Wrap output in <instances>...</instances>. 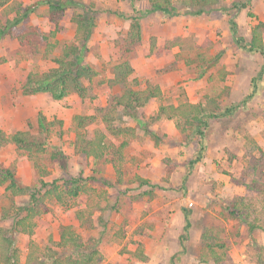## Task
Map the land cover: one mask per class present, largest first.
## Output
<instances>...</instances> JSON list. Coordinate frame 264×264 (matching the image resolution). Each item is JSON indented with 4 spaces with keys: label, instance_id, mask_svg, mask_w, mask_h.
Returning a JSON list of instances; mask_svg holds the SVG:
<instances>
[{
    "label": "rangeland",
    "instance_id": "rangeland-1",
    "mask_svg": "<svg viewBox=\"0 0 264 264\" xmlns=\"http://www.w3.org/2000/svg\"><path fill=\"white\" fill-rule=\"evenodd\" d=\"M47 1L10 0L0 7V28L32 7L28 19L0 38V130L5 135L18 131L37 135L43 150L27 152L5 144L0 146V167L10 169L17 182L32 191L40 187L39 169L48 173L44 181L59 180V186H63L62 179L98 177L99 173L114 186L88 181L74 198H49L50 211L34 220L33 236L13 235L18 263L24 264L31 240L68 255L70 251L56 243L60 229L69 226L84 241L98 240L101 255L90 264H168L180 251L181 211L185 208L191 229L178 264H264V193L247 188L256 178L255 167H261L264 174V73L257 78L264 57L238 47L221 14L167 18L142 15L148 7L146 0H60L65 11L56 28L49 20ZM228 1L246 3L222 2ZM82 10L94 17L83 59L98 73L84 81L87 97L71 93L54 100L47 93L23 95L21 86L29 73L56 67L53 59L61 56L63 48L78 44L72 17ZM116 12L142 15V42L126 58L133 70L130 87L143 91L156 86L160 90L137 119H130L121 107L114 108L110 124L132 131L117 136L102 119L108 99L119 92L109 83L110 70L125 58L119 45L129 21ZM236 22L239 34L249 42L252 28L264 23V0H250ZM27 27L44 32L46 44L33 50L20 47L16 37ZM167 41L174 46L162 49ZM262 41L264 44V33ZM249 95L245 107L233 116L210 122L202 159L190 170L184 193L182 177L196 150L185 144L187 132L177 130L173 119L155 118L158 108L185 101L205 106L215 100L222 109ZM97 113L100 116L93 123L78 128L77 116ZM39 114L51 123L47 132L38 126ZM96 132L105 135L109 146L100 161L79 153L75 145L77 134L91 138ZM148 132L172 135L176 141L156 145ZM59 152L64 159L54 158ZM140 180L149 184L140 185ZM28 200L27 194L13 196L0 186V229L10 230L13 225L12 219L1 220L3 209L23 206ZM204 236L210 249L203 244ZM138 248L145 260L136 257Z\"/></svg>",
    "mask_w": 264,
    "mask_h": 264
},
{
    "label": "trees",
    "instance_id": "trees-1",
    "mask_svg": "<svg viewBox=\"0 0 264 264\" xmlns=\"http://www.w3.org/2000/svg\"><path fill=\"white\" fill-rule=\"evenodd\" d=\"M10 0H0V7L6 5ZM148 7L142 12V15L161 14L167 18L177 16H204L212 14H221L227 18V24L231 32L233 42L241 49L250 53H258L264 57V44L262 41V34L264 33V23L257 24L252 28V35L249 42L239 34L236 18L238 13L246 8L250 0H245L246 3L241 2H222L223 0H146ZM176 3L178 6H176ZM47 14L50 22L58 28L65 11L64 3L60 0H48ZM76 5H81V3ZM83 5V4H82ZM80 7V6H79ZM20 16L10 20L7 26L0 28V38L10 34L12 28L18 26L23 20L28 19L32 12V7H26L22 10ZM83 11V10H82ZM120 18H125L129 21L128 30L125 36L120 41L119 49L121 54L125 55L122 62L114 65L111 68L112 79L109 83L111 86H117V94L108 99V110L102 115V119L109 125L114 118V108L121 107L124 114L130 119H137L139 112L143 109L153 97L160 95L158 87H147L143 91L134 90L130 87L128 82L129 76L133 70L127 56L133 53L142 42V30L140 13L134 12L132 15H124L123 13H115ZM72 23L75 25V33L78 44L67 45L63 48L60 57L53 59L56 67L42 73H29L25 82L21 86V93L23 95H36L41 93L49 94L54 100H63L71 93L77 94L81 98L88 95V87L84 85V81H91L98 73L86 64L83 59V53L86 51V44L90 38L92 29L94 27V17L89 16L86 12H79L73 15ZM18 45L23 48L33 50L47 42V36L38 27L24 28L16 37ZM174 46L173 42L167 41L162 49H170ZM264 73V64L261 67L257 78H261ZM251 96H246L240 103L226 106L224 108L218 107L215 100H210L205 106L202 104H192L187 101L178 105H161L155 115V118L162 116L168 119H173L175 127L181 133H186L185 144L193 145L196 150V155L193 159H189L187 171L182 177L181 190L185 193L186 184L188 182L189 172L194 164H197L202 159L204 152L206 131L210 126L212 120H221L223 118L233 116L240 108H244L246 102ZM102 111V112H104ZM97 116H77L76 123L78 128L84 129L94 122ZM46 119L39 114L37 117L39 128L47 132L51 123L46 122ZM107 129L113 135L120 133L130 134L132 131L122 129L110 124ZM130 132V133H127ZM156 145L168 144L172 145L176 141L174 136L167 134L150 133ZM198 138V139H197ZM14 144L18 148L26 150L27 152H42V143L37 135H31L28 131H18L9 135H5L0 130V146L5 144ZM126 142L122 143L124 147ZM75 145L79 153L86 157L94 158L100 161L105 155V150L109 147L105 143V135L96 132L93 137H88L87 134H77ZM59 153L54 155L56 159H64L65 157ZM47 171L39 169V183L40 187L36 190L31 187L24 186L18 183L14 173L8 168L0 167V186H4L6 192L13 196H21L27 194L29 196L28 202L23 206L15 207L11 205L10 209H3L1 220L12 219V229H0V262L2 264H19V253L13 241L14 234H23L32 237L36 227L35 219L50 211L47 200L55 198L57 201L62 199V196L74 198L83 192L85 183L88 181L98 182L102 186L113 187L114 183L108 181L100 173L98 177L81 176L77 178H70L69 180H60L63 186L58 185L59 180H53L48 183L44 181V176ZM255 179L253 184L247 185V188L253 191H261L264 193V174L262 168H254ZM140 185L149 184L145 180L139 181ZM157 186L151 185L150 188L155 189ZM42 190H45L43 193ZM29 193V194H28ZM230 209V208H229ZM232 209V208H231ZM230 211L232 212V210ZM12 212V213H11ZM181 213L184 215V226L179 236L180 251L172 255L168 264H178L181 261V256L185 253L186 242L189 239V232L191 229L190 213L187 209L182 208ZM251 228L255 225H251ZM60 239L56 243L57 246L62 247L64 251H70L66 256H62L54 251L50 246L40 247L31 240L29 244V252L27 254L24 264H90L97 261L101 255L99 242L95 238H89L84 241L77 233H75L69 226L62 227L59 231ZM207 236L203 238V244L206 248L212 246L206 240ZM206 241V243H205ZM136 257L145 260L146 257L140 253L138 248L135 251Z\"/></svg>",
    "mask_w": 264,
    "mask_h": 264
}]
</instances>
